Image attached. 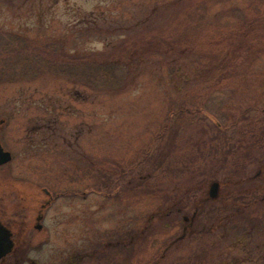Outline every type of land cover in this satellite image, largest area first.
I'll use <instances>...</instances> for the list:
<instances>
[{
  "label": "rangeland",
  "instance_id": "374dc122",
  "mask_svg": "<svg viewBox=\"0 0 264 264\" xmlns=\"http://www.w3.org/2000/svg\"><path fill=\"white\" fill-rule=\"evenodd\" d=\"M0 118L15 264H264V0H0Z\"/></svg>",
  "mask_w": 264,
  "mask_h": 264
},
{
  "label": "flooded vegetation",
  "instance_id": "af4514ba",
  "mask_svg": "<svg viewBox=\"0 0 264 264\" xmlns=\"http://www.w3.org/2000/svg\"><path fill=\"white\" fill-rule=\"evenodd\" d=\"M7 120L0 118V226H2L14 243L13 249L0 259V264H15L17 260H24L23 256L17 255L19 245L26 243L32 231H42L43 222L46 221V211L52 204L55 197L47 187H42L41 192L44 194L36 208H31L26 205L27 192L26 184L23 181L13 179L11 175L3 174L2 169L11 164L15 157V152L10 149L8 141L5 138V130ZM11 153V161L3 162L5 154ZM16 198V200H15ZM30 213L33 214L30 217ZM186 231V229H185Z\"/></svg>",
  "mask_w": 264,
  "mask_h": 264
},
{
  "label": "trees",
  "instance_id": "16d2710c",
  "mask_svg": "<svg viewBox=\"0 0 264 264\" xmlns=\"http://www.w3.org/2000/svg\"><path fill=\"white\" fill-rule=\"evenodd\" d=\"M16 38L19 41V43L20 42H23L25 40L24 38H22L19 35L11 34L10 35V38H9L10 41L8 43V46H12L13 47L14 44H15L14 41H15ZM19 53H20V51L14 53V56L17 57V58H19ZM20 54H22V53H20ZM93 63L95 65L94 79L96 81L108 79L107 78L108 71L111 72V76L114 77V74H113L114 73V69L113 68H109L107 63H102V62H99V61H93ZM111 66H113V64H111ZM118 66H120V64H117V67ZM12 67L14 68L15 65L13 64ZM82 74L84 75L85 73H82ZM121 243H122V241H118L115 245H112L111 244L112 246H108L107 248H110V252L113 251V250H118L119 248H121ZM107 252H109V250Z\"/></svg>",
  "mask_w": 264,
  "mask_h": 264
},
{
  "label": "water",
  "instance_id": "95a60500",
  "mask_svg": "<svg viewBox=\"0 0 264 264\" xmlns=\"http://www.w3.org/2000/svg\"><path fill=\"white\" fill-rule=\"evenodd\" d=\"M11 153L8 152L5 154V158L3 160V162H1V164L4 163H9V161H11L12 157L10 156ZM219 183H214L212 184L211 188H210V197L215 199L218 195V190H219ZM10 237V234L8 233V231H6L2 226H0V259L7 255L14 246V243L12 240H8V238Z\"/></svg>",
  "mask_w": 264,
  "mask_h": 264
}]
</instances>
